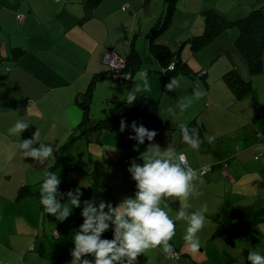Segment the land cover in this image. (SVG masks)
I'll use <instances>...</instances> for the list:
<instances>
[{
  "label": "crops",
  "instance_id": "1",
  "mask_svg": "<svg viewBox=\"0 0 264 264\" xmlns=\"http://www.w3.org/2000/svg\"><path fill=\"white\" fill-rule=\"evenodd\" d=\"M167 6L166 0H0V264H70L74 247L72 236L83 222L81 208H73L63 222L45 213L40 203L45 171L57 172L60 193L80 188L81 201L104 200L115 207L123 198L134 196L136 182L127 169L132 159L143 163L140 155L150 142L145 140L134 151L136 141L129 139L134 132L130 127L120 132V124L113 130L104 127L82 134L78 126L82 120L78 100L90 88L91 103H96L100 96V102L103 106L106 104L105 117L114 100H127L138 81L139 86L142 84L141 71L164 69L152 48L150 29L157 18L164 16ZM257 6L264 11V0L176 2L167 29L171 31L169 38H174L159 43L178 52L190 74L177 76L180 87L176 91L166 90L165 84L170 79L164 81L160 94L155 92L157 82L152 78L151 91L141 93L157 99L153 117L124 119L126 124L137 121L138 126L142 124L155 130L157 135L151 143L158 144L162 150L171 147L177 153L186 154L188 165L193 169L211 166L206 174L198 175L193 181L198 194L187 201L189 211L207 205L204 215L208 220L198 233L199 252L190 253L183 240L188 224L175 219L185 201H162L161 206L176 224V234L170 243L179 255L170 258L160 248L150 249L138 256V264H223L225 260L227 264H249L247 254L250 252L247 251L253 238L252 229L264 219L256 220V224L247 214L235 218L222 233L231 234L229 240L233 242L228 246L218 237L221 234L216 235L214 231L224 208L252 207L258 201L264 208V126L259 127L264 125V118L256 117L253 110L247 114L242 112L240 99L244 95L236 96L227 90V83L221 84L223 72L215 70L217 62L208 64L206 60H198L199 53L203 58L212 45L208 43L207 50H204L206 44L194 51L189 45L180 48L179 44L185 37L203 32V13L207 9L234 19L247 15ZM19 14L23 17L18 18ZM234 28L216 38L220 41L219 38L230 35L229 46L214 47L216 54L226 53L229 62L220 59L224 61L223 66L232 69L241 66L240 51L234 44L238 30ZM132 48L139 60L132 74L128 72L124 79H129L130 83L125 84L112 76V67L103 57L110 53L125 61ZM151 55L157 63L152 60L148 65L141 64L146 58L151 59ZM210 57L207 55L209 60ZM243 67L238 68L245 76L248 67L245 64ZM102 72L110 77H97ZM150 77L148 73V80ZM92 80L95 82L91 84ZM198 86L205 95L181 111L178 103L192 97ZM90 106L92 121L101 118ZM18 120L27 121L29 127L19 135H12L9 129ZM197 122L203 130H199ZM182 124L198 129L202 140L198 150L183 142ZM36 131L39 143L54 147V157L43 165L31 157H23L17 149L19 142L31 139ZM208 137L215 139L209 143ZM66 200L67 197L61 202ZM111 229L104 232L102 238L112 239ZM210 239H221L222 247L210 250L205 245ZM87 258L94 259L91 255Z\"/></svg>",
  "mask_w": 264,
  "mask_h": 264
},
{
  "label": "clouds",
  "instance_id": "2",
  "mask_svg": "<svg viewBox=\"0 0 264 264\" xmlns=\"http://www.w3.org/2000/svg\"><path fill=\"white\" fill-rule=\"evenodd\" d=\"M174 70L170 66L165 71ZM146 70L141 71L139 79L142 84L135 91H130L126 103L132 104L138 94L151 91ZM180 87V79L171 77L165 84L168 91H176ZM205 95L198 86L194 89L192 97H185L178 103L181 111L187 109L194 100ZM169 111H172L169 109ZM29 127L27 121H16L9 129L12 135L20 134ZM130 127L134 135L129 139L135 140L133 150L137 151L139 145L150 143L141 153L142 164L132 159L127 171L136 182L134 196L125 197L113 207L109 201L95 199L81 201L83 195L80 188L64 193L58 191L60 178L57 172H44V180L40 189V203L45 213L51 214L57 221L63 222L72 214L73 208H81L83 222L72 236L74 247L71 250L70 264H138V256L150 249L160 248L163 253L172 257L174 246L170 243L176 234L175 221L162 207V201L172 199L183 200L185 203L176 213V220L186 221L188 226L183 236L186 248L190 253H198L201 247L198 233L205 223L207 205L197 211H189L187 203L190 196L198 194L193 183L198 179L197 170L188 165L187 156L177 153L174 148L167 147L162 150L156 143H151L157 135L155 130H149L137 121L125 123L122 118L119 125L120 132ZM184 143L192 149L198 150L202 143L198 129L180 126ZM211 143L214 137H208ZM39 144L38 147L34 146ZM17 149L23 157H31L35 162L43 165L53 156L54 147L51 144L39 143V132L36 131L31 139L19 142ZM203 175V172H200ZM90 186V185H89ZM67 197V200L61 201ZM112 228L113 238H102V234ZM57 237L59 233L56 232ZM88 255L94 259L89 260ZM249 264H264V255L258 252L247 254Z\"/></svg>",
  "mask_w": 264,
  "mask_h": 264
},
{
  "label": "trees",
  "instance_id": "3",
  "mask_svg": "<svg viewBox=\"0 0 264 264\" xmlns=\"http://www.w3.org/2000/svg\"><path fill=\"white\" fill-rule=\"evenodd\" d=\"M177 0H166L168 13L165 15L164 22L163 17L153 25L150 42L154 49L155 55L160 59L164 69L160 72L163 73V80L167 81L171 77H175L179 74L189 75L190 71L177 55L178 52H172L169 46L162 43H154V32L167 28L171 23L172 12L176 7ZM205 27L201 34L193 36V43L190 48L194 51L199 50L204 45L210 43L216 39L225 30L235 27L238 30V35L234 40L236 48L240 51L246 60L249 73L251 75L259 74L263 71L264 62V11L261 7L252 8L249 13L240 18H228L227 16L217 12L214 9H207L204 13ZM162 24L161 26H157ZM179 51V50H177ZM139 55L132 50L127 54L125 59V65L123 70L132 74L135 65H137ZM171 64L174 66V70L165 71ZM99 78L110 77L107 73H99ZM112 77V76H111ZM223 77L229 81L231 88L237 95L245 94L251 91V80L245 79L240 74L232 69L226 72ZM113 78V77H112ZM95 82V80L91 81ZM90 84V85H91ZM90 88L82 93L81 99L78 100V105L82 109V120L79 123V128H82V134L97 131L100 128H108L110 130L115 129L122 118L128 116H142L151 118L154 115V111L157 105V99L153 98L148 93L138 94L136 100L132 104H127L126 100H114L111 106L107 108V116L102 119L92 121L90 118ZM86 132V133H85ZM87 134V135H88ZM21 189L19 192H23ZM250 215L254 220L264 219V208L258 201L256 205L252 207L246 206H231L224 208L220 212L221 220L218 222L214 234H222L230 228L235 218L241 215Z\"/></svg>",
  "mask_w": 264,
  "mask_h": 264
},
{
  "label": "rangeland",
  "instance_id": "4",
  "mask_svg": "<svg viewBox=\"0 0 264 264\" xmlns=\"http://www.w3.org/2000/svg\"><path fill=\"white\" fill-rule=\"evenodd\" d=\"M167 13H168V10L166 9L165 15H167ZM165 15L163 16L162 23L164 22ZM157 20H158V18L156 19V21ZM155 22L153 23V25L155 24ZM153 25H152V27H153ZM159 25L160 24H158L157 26H159ZM152 27H151V29H152ZM168 28L169 27L164 28L163 30L161 29L160 31H155L154 32V34H155L154 35V43H159V42H162V41H167V39H170L169 41H171L174 38V36H172V38H169V36L171 34L170 33L171 31H167ZM151 29H150V31H152ZM169 30H173V29H169ZM234 30L237 31L236 28H234ZM230 39H231V36L230 35L229 36L226 35V37L219 38L220 41H217L218 39H215L216 41L214 43H212L213 41L210 42L209 45H212L213 48H210L209 51H205L206 53H205V56L203 58L200 57V55L202 53H199L198 60L199 61L206 60V63H208V64H210V63L213 64V63L217 62V63H215V67L214 68H215L216 71H218L220 73L223 72V75L226 72L232 70V68H226L225 66H223V64H224L223 63L224 61H222L223 58H225V60H227L229 62V59H228V56L226 55V53L225 52H220L221 54H216V52H214V47L215 46H217L219 49L222 46H229L230 45L229 44L230 43V41H229ZM193 42H194L193 41V36L192 37H189L188 39L185 37V39L180 42L179 47L181 48V47H183V45H189V47H190V45ZM209 45L207 44V46L204 48V50ZM232 46H233V44L230 46V48ZM238 54H239L238 56H239V59H240V62H241V66L239 64L238 67H240V69L242 70V69L245 68V67H243V64H245V66H246L247 63H246V61H243V59H244L243 56L240 53H238ZM207 55H209V57L211 55L210 60H209V58H207ZM220 58H222V59H220ZM152 60L155 63H157L156 60L151 55V59L150 58H146L144 60V62L141 63V64L148 65L149 62L152 61ZM238 67L233 68V69H235L236 72L238 74H240L242 77H244L245 79L251 80V91H249V92H247L245 94H242L244 96L237 95L235 93V91L231 88V86L229 84V81L227 79H225L223 76L220 79L221 84H224L225 85L227 83V85L229 87V88H227L228 91H231L236 96H240V97L242 96V97H244V98H241L240 99V100H242L241 103L243 104L241 106L242 112H244L245 114H247L250 110H253V114H256L255 115L256 117L264 118V62H263V71L261 73H259V74H256V75H251L249 73L248 68H247L246 71H245V76H244V75H242L239 72L240 69ZM158 69H159V67L153 68L154 71L150 70V72H148L149 74H151V77L149 78L150 80H148V81L151 82V79L153 78L157 82V84L154 86L155 87V92H157V94H160L161 91L164 90V88H163L164 87V85H163V82H164L163 76L164 75H163V73L160 72L161 68L159 70ZM135 70H136V68H135ZM177 76H182V75L179 74ZM177 76H175V77H177ZM183 77H184V75H183ZM113 82L115 84H120L121 83L120 81H119L120 83L118 81H113ZM122 82H124L125 84H129L130 83V80L127 79V80H123ZM138 86H139V81H138V84H137L136 87H138ZM133 91H135V90H133ZM228 94H230V93H228ZM243 101H244V103H243ZM95 102L96 103H94V104L91 103V105L93 106L94 112L97 113V115H102L101 118H99V119H102L104 117V114H103L104 113V110H103V108L105 107L106 104L103 106V103L100 102V96L96 99ZM90 108H91V106H90ZM99 119H97V120H99ZM227 123H228V125H231L230 122H227ZM197 124H198L199 130L200 131L203 130V127L201 126V124L199 122H197ZM257 124H260V123L258 122ZM263 126L264 125H260L259 127H263ZM251 179H253L255 181V179L253 177H251ZM250 202L253 203L255 201H250ZM205 220H208V218L205 219ZM252 220L257 224L256 220H254V219H252ZM259 224L260 225L255 226L252 229V231H253V234H252L253 238H250V240H251V241H249L250 244H251V245H249L250 250L247 251V252H258L261 255H264V237H263V234H264V221L263 222H259ZM218 237H221V238H223L225 240V243H226L225 246H228V244H230V242L231 243L233 242L232 239L229 240L231 238V234H228V233L226 234L225 233L224 235H222V234L221 235H218ZM233 238H235V237L233 236ZM253 239H254V241H253ZM220 242H221V239H210V240H207L205 242V245L208 246L210 248V250H212L213 248H216V247H222V245L220 246ZM211 256H213L212 253H211ZM225 261L224 262L222 261V263L223 264H227L228 262H225ZM206 264H211V263H206Z\"/></svg>",
  "mask_w": 264,
  "mask_h": 264
},
{
  "label": "built area",
  "instance_id": "5",
  "mask_svg": "<svg viewBox=\"0 0 264 264\" xmlns=\"http://www.w3.org/2000/svg\"><path fill=\"white\" fill-rule=\"evenodd\" d=\"M123 8H125V6ZM17 16H18V18L23 17L22 14H19ZM103 61L112 67V70H113L112 76L115 79L123 81L128 76V71L123 70L124 62H125L124 60H121V59H118V58L114 57L113 54L107 53V54L104 55ZM172 65L173 64H171V66ZM210 169H211V166L205 165V166H201L200 168L195 169V170H197L198 175H200V172H203V175H204ZM111 233L113 235L112 229H111ZM178 255H179L178 252L176 250H174V255L172 257H170V258H177Z\"/></svg>",
  "mask_w": 264,
  "mask_h": 264
}]
</instances>
